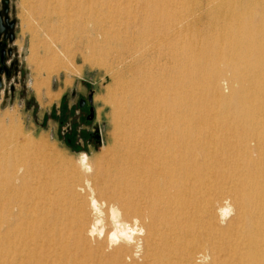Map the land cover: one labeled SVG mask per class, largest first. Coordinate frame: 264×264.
<instances>
[{"label": "bare ground", "instance_id": "obj_1", "mask_svg": "<svg viewBox=\"0 0 264 264\" xmlns=\"http://www.w3.org/2000/svg\"><path fill=\"white\" fill-rule=\"evenodd\" d=\"M65 8L111 62L119 138L75 168L0 125V264H264V0Z\"/></svg>", "mask_w": 264, "mask_h": 264}, {"label": "rangeland", "instance_id": "obj_2", "mask_svg": "<svg viewBox=\"0 0 264 264\" xmlns=\"http://www.w3.org/2000/svg\"><path fill=\"white\" fill-rule=\"evenodd\" d=\"M67 2L47 0L37 8L38 0H0V125L17 129L18 142L41 143L76 168L80 154L105 162L119 138L117 110L110 101L118 81L109 59L77 44L75 31L66 28L62 18ZM44 14L50 17L48 28ZM35 81L42 85L38 92ZM223 93L227 96L229 90ZM81 99L86 105L80 109ZM30 153L56 178L66 176L46 154Z\"/></svg>", "mask_w": 264, "mask_h": 264}, {"label": "water", "instance_id": "obj_3", "mask_svg": "<svg viewBox=\"0 0 264 264\" xmlns=\"http://www.w3.org/2000/svg\"><path fill=\"white\" fill-rule=\"evenodd\" d=\"M4 3V6H6V4H7V2H3ZM4 13L7 11L6 10V7L4 8ZM4 23L6 24V26L10 29V28H12V23H8L7 22V20H6V18H4ZM4 29H3V26H2V24H1V19H0V34L2 33V31H3ZM87 102L88 103H90L91 102V97L89 96L88 98H87ZM84 104H85V101L84 100H80L79 102H78V108H83L84 107ZM93 117V112H92V110L90 109L89 110V119H91Z\"/></svg>", "mask_w": 264, "mask_h": 264}, {"label": "flooded vegetation", "instance_id": "obj_4", "mask_svg": "<svg viewBox=\"0 0 264 264\" xmlns=\"http://www.w3.org/2000/svg\"><path fill=\"white\" fill-rule=\"evenodd\" d=\"M4 53H3V51L1 50L0 51V63L3 61V58H4ZM86 105V102H85V104H84V106Z\"/></svg>", "mask_w": 264, "mask_h": 264}]
</instances>
